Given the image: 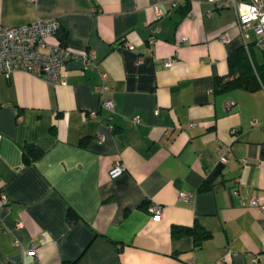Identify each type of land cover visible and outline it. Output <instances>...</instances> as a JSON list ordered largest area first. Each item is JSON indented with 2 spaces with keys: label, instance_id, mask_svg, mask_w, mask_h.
Returning a JSON list of instances; mask_svg holds the SVG:
<instances>
[{
  "label": "crops",
  "instance_id": "0c3cea01",
  "mask_svg": "<svg viewBox=\"0 0 264 264\" xmlns=\"http://www.w3.org/2000/svg\"><path fill=\"white\" fill-rule=\"evenodd\" d=\"M52 17L60 21L52 41L95 51L98 62L84 69L69 59L65 83L0 73V264H264V210L250 204L264 196V85L215 89L244 45L235 9L210 0H0V28ZM247 43L264 64L254 26ZM102 71L111 119L96 91ZM27 144L42 150L32 163ZM116 160L126 170L112 177ZM196 221L211 231L200 246L172 235L173 225Z\"/></svg>",
  "mask_w": 264,
  "mask_h": 264
},
{
  "label": "built area",
  "instance_id": "2783aa9c",
  "mask_svg": "<svg viewBox=\"0 0 264 264\" xmlns=\"http://www.w3.org/2000/svg\"><path fill=\"white\" fill-rule=\"evenodd\" d=\"M33 1V0H32ZM216 7H222L225 4L231 5L238 19L240 33L244 40V46L249 51L247 43L248 31L254 26L256 32L264 37V0H210ZM157 15L162 14V10L158 5L154 6ZM209 11L208 13H210ZM60 28V21L57 17L38 19L23 25L4 26L0 28V73L10 75L14 71L21 69L29 71L50 83H65L63 77V67L71 58H79L83 61V68H95L97 66V58L95 51L76 53L60 42L52 41ZM156 27L154 33L150 36V42L156 40ZM221 39L228 41L229 35L222 34ZM185 38L181 39V43L185 42ZM165 65H171L172 59H164ZM102 83L96 87V91L100 95V105L108 110V117L113 118L115 109V101L107 95L110 85L107 80L109 74L106 71L101 72ZM92 112V115H95ZM139 121L140 117H136ZM257 120L252 119L251 123L256 124ZM1 136V134H0ZM104 138V135H101ZM230 149L218 152V159L222 162L228 160ZM246 162V160H242ZM126 170L125 165L116 160L110 171L112 177L121 175ZM241 178L235 179V192H239ZM180 196L183 199L190 200L191 194L182 191ZM6 196L3 195L2 201L6 202ZM250 204L258 206L264 210V196H254L250 199ZM148 210L155 218H160L163 214V205L160 203H150ZM15 243H19L16 239ZM27 251L35 253L36 248L31 246Z\"/></svg>",
  "mask_w": 264,
  "mask_h": 264
},
{
  "label": "trees",
  "instance_id": "16d2710c",
  "mask_svg": "<svg viewBox=\"0 0 264 264\" xmlns=\"http://www.w3.org/2000/svg\"><path fill=\"white\" fill-rule=\"evenodd\" d=\"M229 73L227 76H218L215 78V89L224 91L233 88H245L255 90L264 85V64L257 65L254 63L251 51L241 45L228 56ZM42 150L34 144H27L23 147L24 161L26 163L34 162ZM77 213L71 209L70 218L76 217ZM174 237L191 235L194 238L195 245L200 246L202 241L211 235V231L199 221L193 225H173L171 229Z\"/></svg>",
  "mask_w": 264,
  "mask_h": 264
}]
</instances>
